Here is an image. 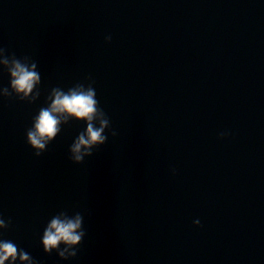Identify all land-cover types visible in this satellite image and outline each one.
<instances>
[{
    "label": "water",
    "instance_id": "1",
    "mask_svg": "<svg viewBox=\"0 0 264 264\" xmlns=\"http://www.w3.org/2000/svg\"><path fill=\"white\" fill-rule=\"evenodd\" d=\"M0 49L40 75L0 95L4 235L37 264H264V0H0ZM77 84L107 140L74 162L69 118L34 156L31 118ZM60 213L83 217L67 259L39 242Z\"/></svg>",
    "mask_w": 264,
    "mask_h": 264
},
{
    "label": "clouds",
    "instance_id": "2",
    "mask_svg": "<svg viewBox=\"0 0 264 264\" xmlns=\"http://www.w3.org/2000/svg\"><path fill=\"white\" fill-rule=\"evenodd\" d=\"M110 40V35L105 37L106 43ZM2 52L3 49H0V54ZM0 64L7 68L9 77L8 88L0 89V95H9V89L21 100L29 97L34 100L39 95L37 86L40 75L35 70L34 63L29 65L21 59L9 60L5 57L0 59ZM88 79L94 85V81L91 78ZM46 103L47 106L40 107L31 118V126L25 131V142L33 150L34 156L39 157L46 150L48 144L60 132V124L69 118L83 121L85 125L83 132L77 136L70 148L71 159L74 162L79 163L84 157L92 156L93 148L103 145L107 140L108 137L102 133L109 125V120L101 118L103 110L99 107L94 87L77 84L67 91L54 88ZM96 121L99 122V127L96 126ZM113 135H116L115 131ZM228 135L227 131L221 132L218 139L226 138ZM172 171L175 174V170ZM199 223V220L193 221L194 226H199ZM10 224V219L6 221L0 216V264H5V261L8 264H37L30 253L19 248L13 240L4 235ZM84 236L81 215L72 217L66 213H60L47 222L39 242L45 254L57 252L61 258L67 259L65 253H68V256L76 255L79 248L74 246L80 245Z\"/></svg>",
    "mask_w": 264,
    "mask_h": 264
}]
</instances>
